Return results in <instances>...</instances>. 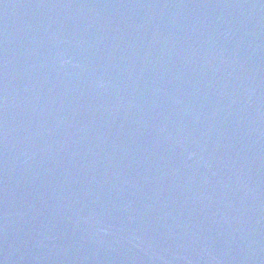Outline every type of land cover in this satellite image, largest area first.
Listing matches in <instances>:
<instances>
[{
    "label": "water",
    "instance_id": "95a60500",
    "mask_svg": "<svg viewBox=\"0 0 264 264\" xmlns=\"http://www.w3.org/2000/svg\"><path fill=\"white\" fill-rule=\"evenodd\" d=\"M0 264H264V0H0Z\"/></svg>",
    "mask_w": 264,
    "mask_h": 264
}]
</instances>
